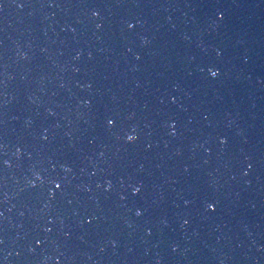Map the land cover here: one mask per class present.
<instances>
[{"label": "water", "instance_id": "obj_1", "mask_svg": "<svg viewBox=\"0 0 264 264\" xmlns=\"http://www.w3.org/2000/svg\"><path fill=\"white\" fill-rule=\"evenodd\" d=\"M0 264H264V0H0Z\"/></svg>", "mask_w": 264, "mask_h": 264}, {"label": "clouds", "instance_id": "obj_2", "mask_svg": "<svg viewBox=\"0 0 264 264\" xmlns=\"http://www.w3.org/2000/svg\"><path fill=\"white\" fill-rule=\"evenodd\" d=\"M131 138V137H130Z\"/></svg>", "mask_w": 264, "mask_h": 264}]
</instances>
